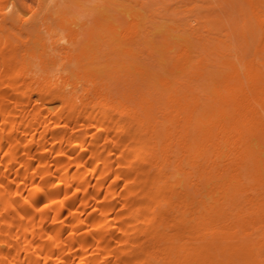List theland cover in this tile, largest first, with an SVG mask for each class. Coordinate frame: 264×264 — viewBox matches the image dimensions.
<instances>
[{"label": "bare ground", "instance_id": "obj_1", "mask_svg": "<svg viewBox=\"0 0 264 264\" xmlns=\"http://www.w3.org/2000/svg\"><path fill=\"white\" fill-rule=\"evenodd\" d=\"M58 2L0 0V264H264V0Z\"/></svg>", "mask_w": 264, "mask_h": 264}, {"label": "rangeland", "instance_id": "obj_2", "mask_svg": "<svg viewBox=\"0 0 264 264\" xmlns=\"http://www.w3.org/2000/svg\"><path fill=\"white\" fill-rule=\"evenodd\" d=\"M19 2V4H24V5H31V0H17ZM21 1V2H20ZM60 2L59 5H61L60 8H62L63 10H65L67 12L66 17L69 19H73L75 23L70 24V27L75 30L77 33L80 34L81 37H84V33L86 32V30L90 27H92V21L96 15L95 10L93 9V6L96 4H101V2L103 0H79V3L81 5L80 8L78 7H74V5L72 4V2L70 0H57ZM144 2H146V6L148 7H144V11H142L143 16L145 17V22H147L146 25L150 26L152 23L150 21L149 15L151 13H155V8L156 6H152L153 4H151L152 2L154 3L153 0H143ZM152 1V2H151ZM58 2V3H59ZM174 2H171V5ZM124 8H126V12L124 13V11L122 12V10H124ZM117 12L112 11V9L107 10L106 13L109 15H115L117 17V19L119 20L117 22V20H114V24H119V26L121 28L127 27L128 25H130L132 22L136 21L135 17L131 15L132 12L138 11V7L132 6V7H115L114 8ZM151 10V11H150ZM150 11V14H149ZM180 11V9L178 10ZM121 12V13H118ZM118 13V14H117ZM29 16V14L25 15V18H27ZM174 16L171 15V18H173ZM178 17V16H177ZM168 18V17H167ZM170 18V19H171ZM176 18V17H174ZM166 19V18H165ZM160 20V19H159ZM163 21V19H161ZM160 20V21H161ZM158 20H156L157 22ZM157 22L158 24L160 23ZM161 21V23H162ZM168 20H164L163 22H167ZM82 23H85V26H82ZM150 24V25H149ZM63 43H65V40H63Z\"/></svg>", "mask_w": 264, "mask_h": 264}]
</instances>
